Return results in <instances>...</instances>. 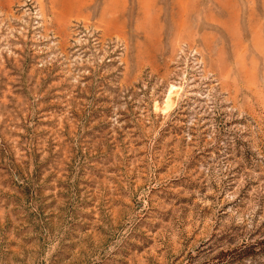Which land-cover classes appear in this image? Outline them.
<instances>
[{"label":"rangeland","instance_id":"374dc122","mask_svg":"<svg viewBox=\"0 0 264 264\" xmlns=\"http://www.w3.org/2000/svg\"><path fill=\"white\" fill-rule=\"evenodd\" d=\"M0 264H264V0H0Z\"/></svg>","mask_w":264,"mask_h":264},{"label":"bare ground","instance_id":"6f19581e","mask_svg":"<svg viewBox=\"0 0 264 264\" xmlns=\"http://www.w3.org/2000/svg\"><path fill=\"white\" fill-rule=\"evenodd\" d=\"M177 92H178L177 89L171 88V90L169 92V95L167 97V100H166L167 108L170 106V104H174V100L173 99L176 97Z\"/></svg>","mask_w":264,"mask_h":264}]
</instances>
